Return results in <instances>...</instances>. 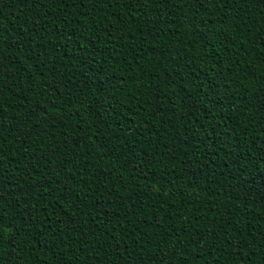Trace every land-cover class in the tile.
I'll list each match as a JSON object with an SVG mask.
<instances>
[{"label": "trees", "instance_id": "16d2710c", "mask_svg": "<svg viewBox=\"0 0 264 264\" xmlns=\"http://www.w3.org/2000/svg\"><path fill=\"white\" fill-rule=\"evenodd\" d=\"M0 264H264V0H0Z\"/></svg>", "mask_w": 264, "mask_h": 264}, {"label": "snow or ice", "instance_id": "6c2138e0", "mask_svg": "<svg viewBox=\"0 0 264 264\" xmlns=\"http://www.w3.org/2000/svg\"><path fill=\"white\" fill-rule=\"evenodd\" d=\"M197 2H199V0H197ZM8 228L9 225L6 224L4 218L0 216V251H2L5 246H7L9 249V253H11L16 248V241L20 236V232L17 229L11 237L5 238L2 233L7 231Z\"/></svg>", "mask_w": 264, "mask_h": 264}]
</instances>
